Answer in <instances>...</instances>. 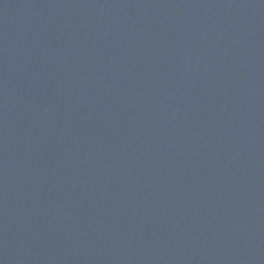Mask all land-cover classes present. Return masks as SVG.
Segmentation results:
<instances>
[{"label":"water","instance_id":"obj_1","mask_svg":"<svg viewBox=\"0 0 264 264\" xmlns=\"http://www.w3.org/2000/svg\"><path fill=\"white\" fill-rule=\"evenodd\" d=\"M0 264H264V0H0Z\"/></svg>","mask_w":264,"mask_h":264}]
</instances>
